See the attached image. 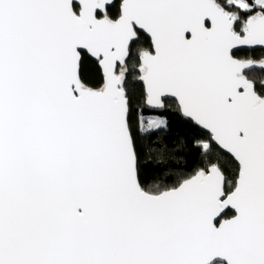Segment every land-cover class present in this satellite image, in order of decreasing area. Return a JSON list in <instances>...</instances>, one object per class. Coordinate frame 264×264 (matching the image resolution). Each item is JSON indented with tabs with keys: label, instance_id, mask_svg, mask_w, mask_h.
Segmentation results:
<instances>
[{
	"label": "snow or ice",
	"instance_id": "snow-or-ice-1",
	"mask_svg": "<svg viewBox=\"0 0 264 264\" xmlns=\"http://www.w3.org/2000/svg\"><path fill=\"white\" fill-rule=\"evenodd\" d=\"M0 264H264V0H0Z\"/></svg>",
	"mask_w": 264,
	"mask_h": 264
}]
</instances>
